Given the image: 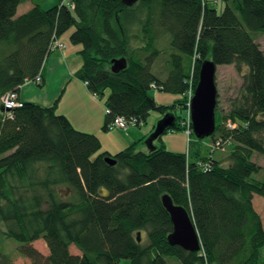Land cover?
Wrapping results in <instances>:
<instances>
[{
	"label": "trees",
	"instance_id": "trees-1",
	"mask_svg": "<svg viewBox=\"0 0 264 264\" xmlns=\"http://www.w3.org/2000/svg\"><path fill=\"white\" fill-rule=\"evenodd\" d=\"M35 1L0 0V99L19 95L42 72L54 40L74 28L70 41L82 46L81 78L98 97L110 92L105 129L118 116L142 124L153 110L175 114L176 123L152 149H139L142 138L112 155L99 153L100 138L76 129L56 105L23 101L10 117L1 100L4 234L20 242L33 264H264V222L254 203L255 195L264 197V181L254 177L262 165L253 158L264 156V50L258 42L264 0H222L221 12L207 0H69L49 9ZM25 2L34 6L18 15ZM122 58L126 66L114 71V60ZM207 59L239 69L244 64L248 72L221 116L217 95L212 153L191 160L190 152L156 142L184 130V95L191 79L197 85ZM153 88L183 98L161 105L150 95ZM164 194L189 211L200 251L170 244ZM38 239L48 255L33 246ZM0 264L13 262L0 251Z\"/></svg>",
	"mask_w": 264,
	"mask_h": 264
},
{
	"label": "rangeland",
	"instance_id": "rangeland-1",
	"mask_svg": "<svg viewBox=\"0 0 264 264\" xmlns=\"http://www.w3.org/2000/svg\"><path fill=\"white\" fill-rule=\"evenodd\" d=\"M207 1L211 7L217 8L219 12H221L224 8V3L222 0H207ZM64 2L68 3L69 0H36L35 1V3H38L44 9H49L55 5H58ZM31 3L32 2H25L23 5H21L18 15L25 12ZM73 31H74V28H72L71 30H68V32H66L60 38V40L64 42L65 45H67L65 54H68L71 51V48H74V46H76L70 41L71 40L70 35ZM258 42L260 43L262 49L264 50V35L259 36ZM58 54H60L59 51L55 52V56H57ZM162 58H165V56H163ZM153 69L156 74L160 75V72L158 70V65L156 63L153 65ZM247 72H248V67L244 64L241 65L240 69L237 68L235 64L220 65L217 67V72H216V82H217V88H218V109L217 110L220 116L228 112V110L231 107L232 101L236 97L239 96L241 88L244 83V75ZM79 75L75 73V77L79 78ZM195 80L196 79L194 78V82H192V85H194L193 87H195ZM85 83L87 85V82ZM109 94L110 92L108 91L106 93V96H104L103 98L101 97L99 98L105 102V99H107ZM150 95L154 97L159 104L166 105V106L172 105L176 103L178 100L183 98L182 94H176V93L167 92V91H163V90H159L155 88H153L150 91ZM184 98L186 100L187 110L184 113V111L180 107H176L174 112L177 115H183V113L184 115H186V113H188L187 96L184 95ZM1 100L2 98L0 99V102ZM107 113H108V109H107ZM164 116L165 114H162L157 110H153L148 116V119L146 121H143L142 124L129 125L127 129L130 130L133 135H135L134 136L135 141L140 140L142 138H146V140L140 144L141 146L139 149H143V150L148 149L147 141L152 133L151 131L153 130V128L156 129L159 121L163 119ZM107 133H108V139L105 140V146L101 147L99 153L106 151L105 147H108V145L118 144L116 141V139L118 140V138H114L117 136L114 133L109 132V131ZM191 142L189 141V137L184 130H176L174 132H171V131L166 132L162 136V139L158 140L156 144L161 145L163 143V145L165 146L167 150L172 151V152H177V153H185L187 156H189V152H190L191 157L189 156V159L191 160L196 159L197 154H199L200 156H205V155L211 154L213 151L210 137H206L204 139H198L197 137L193 138L191 135ZM112 155H115V154H112ZM216 155L217 156L219 155L218 151L216 152ZM253 158L255 161H257L259 164L262 165V168L260 169V171L254 174V177L258 180L264 181V156L255 153ZM225 160L228 161V159H225ZM254 203L257 209L259 211H262L264 215V197L255 195ZM5 230H6L5 223L0 222V251L10 256L13 264H33V261L31 258L23 255L20 252L19 250L20 242H18L17 240L13 238L7 237L4 234ZM142 237H143V242L147 243V234L145 231L142 232ZM32 244L38 250H40L43 254L48 255L50 253L48 245L44 239H38L34 241ZM71 251L73 253H80V251L74 245L71 246ZM128 263L129 261L127 259H124L121 262V264H128Z\"/></svg>",
	"mask_w": 264,
	"mask_h": 264
},
{
	"label": "crops",
	"instance_id": "crops-1",
	"mask_svg": "<svg viewBox=\"0 0 264 264\" xmlns=\"http://www.w3.org/2000/svg\"><path fill=\"white\" fill-rule=\"evenodd\" d=\"M33 6L34 3H31L26 11ZM60 42L62 41L60 40ZM74 45L76 46L71 48L68 54H65L67 45L64 49L52 51L41 72L42 84L38 85L33 80L26 81L19 91V97L24 102H32L42 107L56 105L57 113L65 115L76 129L96 134L100 138L102 146H105L109 131L104 128L107 106L102 99L90 92L85 81L81 78L83 59L79 51L82 46ZM57 51L60 54L55 56ZM75 73L80 74L79 78L75 77ZM109 132L117 136L114 138H118V140L116 139L118 144L105 147L106 151L104 152L110 154H117L138 141H135V135L128 129ZM259 212L264 222V215L262 211Z\"/></svg>",
	"mask_w": 264,
	"mask_h": 264
},
{
	"label": "water",
	"instance_id": "water-1",
	"mask_svg": "<svg viewBox=\"0 0 264 264\" xmlns=\"http://www.w3.org/2000/svg\"><path fill=\"white\" fill-rule=\"evenodd\" d=\"M136 0H124L127 4H132ZM126 66V59L114 60L112 69L120 70ZM216 63L207 59L202 62L199 69L198 83L191 101L190 111L192 129L198 139L211 137L216 130V107L218 88L216 83ZM176 123V116L167 113L161 119L152 134L150 135L147 146L153 148L154 141L162 135L167 128L173 127ZM107 161L111 164L116 163L113 156H108ZM162 202L170 215L173 224V231L169 234L168 240L172 245H179L185 250L198 252L202 248L199 233L194 224L189 211L182 205L175 204L169 194L162 196Z\"/></svg>",
	"mask_w": 264,
	"mask_h": 264
},
{
	"label": "built area",
	"instance_id": "built-area-1",
	"mask_svg": "<svg viewBox=\"0 0 264 264\" xmlns=\"http://www.w3.org/2000/svg\"><path fill=\"white\" fill-rule=\"evenodd\" d=\"M71 7L74 8V5L71 4ZM66 45L63 42H60L59 39H55L54 42L51 44V50L54 51L55 49H64ZM35 82L41 83L42 81V75L41 73L34 79ZM192 82H194V79H191V82H189V87L185 93L188 100V113H186L184 119L182 120V127L184 128V131L189 137V141L191 142V135L193 133L192 129V120H191V101L195 93V87L192 85ZM2 102L4 104V110L12 117V111L17 107H22L24 105V102L20 99L18 93L16 92H7L2 97ZM138 125L137 122L134 121H128L125 117L118 116L116 117L108 126L109 131H117V130H126L129 125ZM206 169L208 166L206 165ZM209 169V168H208Z\"/></svg>",
	"mask_w": 264,
	"mask_h": 264
},
{
	"label": "bare ground",
	"instance_id": "bare-ground-1",
	"mask_svg": "<svg viewBox=\"0 0 264 264\" xmlns=\"http://www.w3.org/2000/svg\"><path fill=\"white\" fill-rule=\"evenodd\" d=\"M30 81V80H29ZM34 81V80H33ZM36 84H38L39 85V82H36Z\"/></svg>",
	"mask_w": 264,
	"mask_h": 264
}]
</instances>
